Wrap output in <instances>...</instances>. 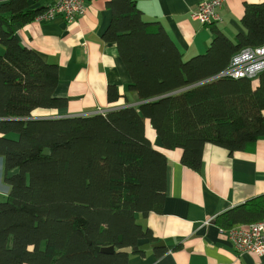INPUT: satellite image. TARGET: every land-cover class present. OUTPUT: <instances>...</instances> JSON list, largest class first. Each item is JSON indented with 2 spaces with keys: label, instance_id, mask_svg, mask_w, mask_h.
<instances>
[{
  "label": "trees",
  "instance_id": "1",
  "mask_svg": "<svg viewBox=\"0 0 264 264\" xmlns=\"http://www.w3.org/2000/svg\"><path fill=\"white\" fill-rule=\"evenodd\" d=\"M46 7L0 3V156L9 187L0 199V264H131L142 250L125 249L155 240L137 218L161 213L167 187L169 162L147 138L146 120L162 147L181 150L180 163L196 172L205 144L233 154L264 136V70L215 77L241 49L264 45V2L243 4V31L233 37L218 26V13L197 21L209 29V44L185 55L160 21L143 18L136 0H108L101 39L116 44L130 82L125 90L108 85L106 96L124 103L104 113L38 118L56 116L67 99L54 96L58 65L23 46L14 25ZM263 213L264 195L217 222L229 229Z\"/></svg>",
  "mask_w": 264,
  "mask_h": 264
},
{
  "label": "crops",
  "instance_id": "2",
  "mask_svg": "<svg viewBox=\"0 0 264 264\" xmlns=\"http://www.w3.org/2000/svg\"><path fill=\"white\" fill-rule=\"evenodd\" d=\"M54 1L27 0V4L35 9ZM107 1L85 0V13L73 22L58 16L14 25L23 46L44 61L58 65L59 83L54 96L66 98L67 106L53 114L88 115L98 108L111 109L124 103H108L106 96L108 85L125 90L130 82L116 44L101 39L111 17ZM203 1L136 0V6L144 19L160 21L185 55H192L204 51L211 38L209 29L191 18L192 11ZM245 2L264 0H223L216 9L222 19L218 26L231 37L243 31L239 18ZM145 131L153 147L168 159L167 187L161 213L136 217L151 230L155 240H142L140 244L147 243L149 247L130 255V263L264 264V255L238 254L226 229L222 230L217 222L224 212L264 195V136L233 154L205 144L201 171L196 172L180 163L181 150L162 147L148 120ZM3 165L0 156V199L9 191L3 181ZM161 249L164 252L157 255Z\"/></svg>",
  "mask_w": 264,
  "mask_h": 264
},
{
  "label": "built area",
  "instance_id": "3",
  "mask_svg": "<svg viewBox=\"0 0 264 264\" xmlns=\"http://www.w3.org/2000/svg\"><path fill=\"white\" fill-rule=\"evenodd\" d=\"M222 2L223 0H205L201 2L198 6V12L193 16V19L201 23L210 22L211 19H217L216 9L221 6ZM85 11V0H55L36 17V20L47 21L59 16L66 22H73L82 16ZM263 70L264 45L245 47L231 59L228 67L215 77H255ZM95 113H104V109L98 108ZM224 232L238 254L248 252L258 256L264 255V213L255 222L241 223L224 230Z\"/></svg>",
  "mask_w": 264,
  "mask_h": 264
},
{
  "label": "water",
  "instance_id": "4",
  "mask_svg": "<svg viewBox=\"0 0 264 264\" xmlns=\"http://www.w3.org/2000/svg\"><path fill=\"white\" fill-rule=\"evenodd\" d=\"M133 105H137V103H134ZM111 109H114V108H111ZM108 110H110V109H104V112H106ZM92 113H95V111L92 112ZM48 117H51L52 118V117H62V116L56 115V116H47V117L45 116V117H38V118H48ZM43 154H49V150L48 149H45L44 152H43ZM86 240H87V242L89 244H91V241H90V239H89L88 236H86ZM157 244H159V243H156L154 245H157ZM148 247H149V244L145 243V244H140V245H138L137 247H135L133 249L127 248V249H125V251L128 252V253H130L132 250H136V249L137 250H142V249H146ZM95 249L96 250H99V251H102V252H106V253L107 252H112L114 250V248L112 246H108V247H97L96 246Z\"/></svg>",
  "mask_w": 264,
  "mask_h": 264
},
{
  "label": "rangeland",
  "instance_id": "5",
  "mask_svg": "<svg viewBox=\"0 0 264 264\" xmlns=\"http://www.w3.org/2000/svg\"><path fill=\"white\" fill-rule=\"evenodd\" d=\"M198 6H199V5H198ZM197 12H198V7H197L194 11H192V14H191L192 19H193V16L197 14ZM193 20H194V19H193ZM195 21H196V20H195ZM203 52H205V50H204ZM51 116H52V115H51Z\"/></svg>",
  "mask_w": 264,
  "mask_h": 264
}]
</instances>
